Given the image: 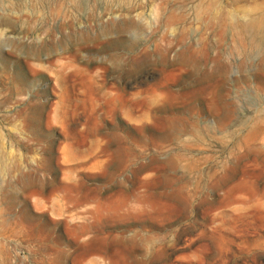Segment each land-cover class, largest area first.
I'll return each mask as SVG.
<instances>
[{"label": "rangeland", "instance_id": "374dc122", "mask_svg": "<svg viewBox=\"0 0 264 264\" xmlns=\"http://www.w3.org/2000/svg\"><path fill=\"white\" fill-rule=\"evenodd\" d=\"M257 16L0 0V264H264Z\"/></svg>", "mask_w": 264, "mask_h": 264}, {"label": "bare ground", "instance_id": "6f19581e", "mask_svg": "<svg viewBox=\"0 0 264 264\" xmlns=\"http://www.w3.org/2000/svg\"><path fill=\"white\" fill-rule=\"evenodd\" d=\"M242 24L243 27L251 31L254 36L258 38L264 36V18L262 16L250 17V19H246Z\"/></svg>", "mask_w": 264, "mask_h": 264}]
</instances>
